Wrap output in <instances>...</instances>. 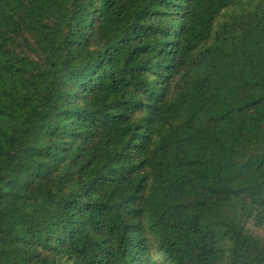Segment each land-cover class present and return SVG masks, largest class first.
<instances>
[{"label":"trees","instance_id":"1","mask_svg":"<svg viewBox=\"0 0 264 264\" xmlns=\"http://www.w3.org/2000/svg\"><path fill=\"white\" fill-rule=\"evenodd\" d=\"M0 264H264V0H0Z\"/></svg>","mask_w":264,"mask_h":264}]
</instances>
